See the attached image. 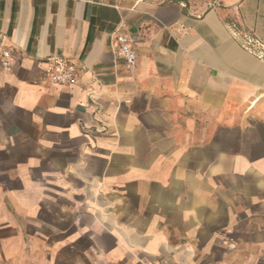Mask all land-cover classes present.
<instances>
[{"label":"crops","instance_id":"1","mask_svg":"<svg viewBox=\"0 0 264 264\" xmlns=\"http://www.w3.org/2000/svg\"><path fill=\"white\" fill-rule=\"evenodd\" d=\"M0 264H264V0H0Z\"/></svg>","mask_w":264,"mask_h":264},{"label":"built area","instance_id":"2","mask_svg":"<svg viewBox=\"0 0 264 264\" xmlns=\"http://www.w3.org/2000/svg\"><path fill=\"white\" fill-rule=\"evenodd\" d=\"M116 40L120 47V54L126 60L127 66L134 68L137 64V54L132 47L131 39L123 33H118ZM50 60L51 69L49 71V78L53 83L62 86H72L78 82L80 72L66 58L60 55H53ZM1 63L4 70L10 69L11 52L9 50H5L2 53Z\"/></svg>","mask_w":264,"mask_h":264}]
</instances>
